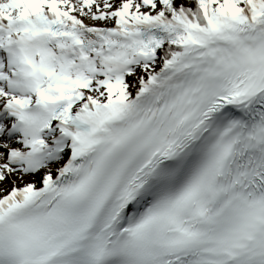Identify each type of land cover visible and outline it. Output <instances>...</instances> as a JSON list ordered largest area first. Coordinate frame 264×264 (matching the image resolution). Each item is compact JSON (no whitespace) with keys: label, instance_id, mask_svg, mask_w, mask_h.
Wrapping results in <instances>:
<instances>
[{"label":"snow or ice","instance_id":"1","mask_svg":"<svg viewBox=\"0 0 264 264\" xmlns=\"http://www.w3.org/2000/svg\"><path fill=\"white\" fill-rule=\"evenodd\" d=\"M0 264H264V0H0Z\"/></svg>","mask_w":264,"mask_h":264}]
</instances>
